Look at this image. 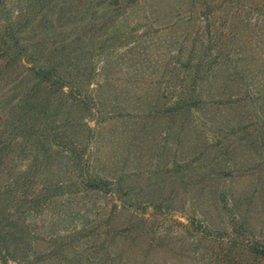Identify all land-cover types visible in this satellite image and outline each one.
<instances>
[{"label":"trees","instance_id":"16d2710c","mask_svg":"<svg viewBox=\"0 0 264 264\" xmlns=\"http://www.w3.org/2000/svg\"><path fill=\"white\" fill-rule=\"evenodd\" d=\"M138 1L0 0V264H114L120 213L128 212V234L153 236L172 215L160 200L134 203L124 171L96 168L102 125L123 117L127 100L140 121L166 122L167 148L174 126L188 125L202 130L209 148L227 152L230 135L216 134L205 118L224 100L208 96L214 72L233 58L215 43V13H198L199 23L171 37L172 61L159 65L168 76L110 77L148 40L129 15L115 13ZM243 85V97L226 98L229 106L264 100L244 68ZM243 143L264 160V113L243 121Z\"/></svg>","mask_w":264,"mask_h":264},{"label":"rangeland","instance_id":"374dc122","mask_svg":"<svg viewBox=\"0 0 264 264\" xmlns=\"http://www.w3.org/2000/svg\"><path fill=\"white\" fill-rule=\"evenodd\" d=\"M205 11L217 16L215 43L225 45L233 55L214 72V85L207 92L212 98L224 97L226 105L205 114L216 134L230 135L227 152L223 155L218 147L209 148L202 130L188 125L174 126L167 148L166 122L162 118L140 121L136 104L134 108L125 101L128 112L102 125V159L96 168L124 171L134 203L160 200L172 208V215L165 217L153 236L138 230L128 234V212L120 213L116 225L124 228L113 243L114 264H264V160L243 143V121L264 113V100H254L252 105L243 100L236 106L226 103L227 97H243V68L254 81L257 95H264V57L260 56H264V2L126 3L115 13L129 15L138 24L137 33L150 34L148 40L132 46L131 66L122 65L124 70H114L110 77L138 81L168 76L159 65L163 59L172 61L169 53L176 46L170 44L171 37L176 40L191 30L199 23L196 15ZM188 13L193 15L191 21L181 19ZM251 49L261 50L254 60H244ZM236 126L242 128L233 135ZM100 197L92 199L103 201Z\"/></svg>","mask_w":264,"mask_h":264}]
</instances>
